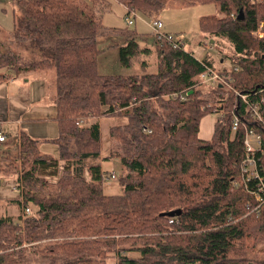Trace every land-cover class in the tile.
<instances>
[{
  "label": "trees",
  "instance_id": "1",
  "mask_svg": "<svg viewBox=\"0 0 264 264\" xmlns=\"http://www.w3.org/2000/svg\"><path fill=\"white\" fill-rule=\"evenodd\" d=\"M12 1L9 42L37 49L42 58L24 60L3 51L0 41V82L55 69L59 131L52 141L59 155L40 153V139L26 130L16 152L1 154L11 157V173L24 188L18 202L31 211L24 227L0 216V264H106L110 257L117 264H264V207L251 210L256 195L236 184L246 127L257 125L264 138V102L263 121L255 123L235 90L200 83L206 65L218 68L211 55L160 45L154 36V49L143 46L145 37L136 32L124 34L122 62L153 50L156 69L100 73L104 49L97 35L111 0ZM117 1L147 16L167 3ZM188 2L218 4L222 16L199 20L212 44L220 38L232 44L234 54L221 58L230 63L218 69L227 74L239 66L233 87L250 101L264 98V35L256 32L261 26L264 32V0ZM176 90L192 92L181 100L171 96ZM222 106L212 137H200L202 120ZM235 112L242 122L233 130ZM102 117L111 118L109 137L119 144L104 159L117 157L123 165L116 194L103 186L113 173L105 174L100 161ZM175 209L180 214H163Z\"/></svg>",
  "mask_w": 264,
  "mask_h": 264
},
{
  "label": "rangeland",
  "instance_id": "2",
  "mask_svg": "<svg viewBox=\"0 0 264 264\" xmlns=\"http://www.w3.org/2000/svg\"><path fill=\"white\" fill-rule=\"evenodd\" d=\"M164 6L159 14L152 16H147L135 10L136 15L132 14L134 23L128 24L126 20V16L129 14L127 8L117 0L110 1V6L103 15L105 29L97 35L98 46L104 49L98 58V71L100 73L122 74L125 76L156 69V56L153 50L141 52L138 56L131 57L129 64L122 62L120 51V45L125 42V33L136 32L139 35H143L145 37L144 40H146L145 42L142 40L143 46L151 45L153 37L150 34L152 29L149 26V22L154 17L163 21V30L177 34L183 38L186 50L192 51L197 57L211 55L215 59V64L218 68L221 64H224L223 59L221 60L223 56L234 54L232 44L226 39L220 38L219 41L213 42V48L208 50L202 44L203 41L206 42L210 38H207V34L201 31L199 20L204 15L215 14L222 16L218 4H191L188 0H167ZM14 11H16V7L12 0H0V41L6 42L2 50L13 49L21 54L24 60L42 58L40 51L37 49L9 42L8 39L11 38V33L14 29ZM261 30L263 31L262 26ZM151 47L154 49V45H151ZM227 62L230 63L229 57L227 58ZM55 94L56 79L54 68L13 77L4 83L3 88L0 90V130L1 132L5 131V134L8 136V141L0 143V168L3 169L0 170V216L7 215L13 217L15 222L21 225V227H24L23 225L28 216L27 213H24V205L18 202V200H24L21 194L23 186L19 185L20 180L19 182L17 181V175L11 173L13 172L12 165L10 164L11 157H4V159L1 157V154L6 150H11L13 153L16 152L15 148H17V145L15 147H7L6 144L13 143L12 138L17 135L18 130L17 121L20 120L25 123L24 126H31L35 131H32L31 134H35L36 138L40 139V153L59 155V146L55 141H52V139L58 136L59 131L58 122L55 119L57 113ZM8 98L14 100L16 104L11 105ZM33 116H37L38 118L28 120L29 117ZM215 119L216 114H208L202 120L201 125H204L208 121V123H211L210 127H213ZM110 122V117H102L100 119L102 131L100 161L105 174L115 173L116 176V178H108L105 181L103 185L104 190L108 194H116L122 191L118 180L119 175L122 173L123 165L117 157L104 159V156L117 150L119 147L118 142L109 137ZM50 179L55 180L57 177ZM22 184L24 185V183ZM15 187H19L20 190H13ZM39 187L41 186L39 185ZM29 206L31 209H35L33 203H30ZM261 247H264V242ZM106 264H117V259L110 257Z\"/></svg>",
  "mask_w": 264,
  "mask_h": 264
},
{
  "label": "built area",
  "instance_id": "3",
  "mask_svg": "<svg viewBox=\"0 0 264 264\" xmlns=\"http://www.w3.org/2000/svg\"><path fill=\"white\" fill-rule=\"evenodd\" d=\"M128 15L126 16V20L128 24L134 23V18L132 14L136 15L135 9L127 8ZM149 26L152 29L151 34L158 41L160 45H171L175 48H185V41L183 38L178 36L177 34L167 32L163 30V21L157 17H154L150 22ZM257 34L262 37L264 32L259 29L256 31ZM203 46L205 49L213 48L212 41L208 39V41H203ZM234 70V71H233ZM233 70L228 71L227 74L221 72V69L216 67H209L206 65V69L201 73L200 79L201 83L206 84L207 86H227L235 90V92L241 96L248 104L247 109L251 113V116L254 118L253 121L255 123H260L263 121L262 115V107L264 98H260L257 100L250 101L249 93H243L231 84L232 74L233 72H239L240 67L235 66ZM189 95V91H175L171 94V96L175 99L179 98L181 100H186ZM223 106L216 111V117L223 116L225 113ZM242 122V117L238 113L232 114V125L233 130H236ZM257 125L246 127L244 144H245V152L246 155L240 163V175L238 177V181L236 184L243 186L247 191L256 195L257 204L251 207V210H260L264 207V143L262 133L257 130ZM146 129V128H145ZM144 129V130H145ZM150 131V130H149ZM6 135L0 132V142L6 139ZM112 178L115 177L113 173ZM13 190L19 191V187H15ZM30 208L24 206V213H30ZM174 219H171V222ZM253 264H262V263H253Z\"/></svg>",
  "mask_w": 264,
  "mask_h": 264
},
{
  "label": "crops",
  "instance_id": "4",
  "mask_svg": "<svg viewBox=\"0 0 264 264\" xmlns=\"http://www.w3.org/2000/svg\"><path fill=\"white\" fill-rule=\"evenodd\" d=\"M124 5V4H123ZM125 6V5H124ZM125 8H126V6H125ZM151 34V33H150ZM152 37H153V35H152ZM202 57H204V56H202ZM202 57H200V58H202ZM223 61V63L224 64H226V61L227 60H222ZM223 64V65H224ZM9 80H7L6 82H8ZM6 82H0V90L3 88V86H4V83H6ZM8 100H10V102H11V105H13V104H16L15 103V101L14 100H11L10 98H8ZM7 107H8V105H7ZM6 107V108H7ZM38 117L37 116H33V117H29L28 118V120H31V119H37ZM18 122V130H17V135H15V136H13V138H12V140H13V143L12 144H9V145H7L6 144V146L7 147H15L16 145H18L19 144V137H20V135L19 134H21V132L23 131V130H26L28 133H30L31 134V132L32 131H34L33 130V128H31V126H28V125H26V126H24V124L25 123H23L22 121H20V120H18L17 121ZM211 126V123L209 122L208 123V121H206L205 123H204V125H201V129H200V137H202V138H205V139H209V138H211L212 137V135H213V131H214V128L213 127H210ZM212 128H213V130H212ZM0 132H1V130H0ZM35 132V131H34ZM1 133H4V135H6L5 133V131H2ZM33 137H36L35 136V134H31ZM7 136V135H6ZM12 137V136H11ZM8 139V136L6 137V139L4 140V141H2V142H0V143H3V142H6V141H8L7 140Z\"/></svg>",
  "mask_w": 264,
  "mask_h": 264
},
{
  "label": "water",
  "instance_id": "5",
  "mask_svg": "<svg viewBox=\"0 0 264 264\" xmlns=\"http://www.w3.org/2000/svg\"><path fill=\"white\" fill-rule=\"evenodd\" d=\"M240 18L244 17L242 12L240 13V16H238ZM192 91H190L189 93H191ZM181 210L180 209H175V210H171V211H168V212H164L163 214L165 215H170V216H173V215H176V214H180Z\"/></svg>",
  "mask_w": 264,
  "mask_h": 264
}]
</instances>
